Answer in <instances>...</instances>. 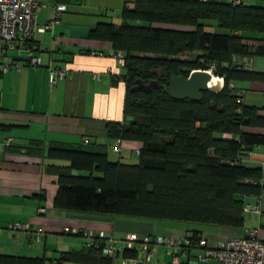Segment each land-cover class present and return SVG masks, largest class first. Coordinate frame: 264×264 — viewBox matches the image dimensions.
Returning a JSON list of instances; mask_svg holds the SVG:
<instances>
[{
  "label": "trees",
  "instance_id": "obj_1",
  "mask_svg": "<svg viewBox=\"0 0 264 264\" xmlns=\"http://www.w3.org/2000/svg\"><path fill=\"white\" fill-rule=\"evenodd\" d=\"M120 12L121 24L100 21L89 37L124 54L123 73L112 75L114 83L124 85L122 119L107 121L105 130L112 142L141 143L138 162L109 160L103 151L48 147L47 157L68 162L53 167V207L242 227L244 204L264 187L263 165L241 162L256 146H264V115L244 103L235 82L264 79V72L252 67L253 57L264 55V0H124ZM215 27L228 31L217 33ZM195 51L201 53L192 59L176 58ZM234 55L251 58V67L234 61ZM210 68L224 79L220 92L203 91L198 101L168 95L171 76ZM138 79L158 85L150 92L132 90ZM198 236L194 232L190 238ZM87 243L84 251L61 252L60 259L89 256L96 264L111 263L102 242ZM0 260L45 263L44 257L14 255Z\"/></svg>",
  "mask_w": 264,
  "mask_h": 264
},
{
  "label": "crops",
  "instance_id": "obj_2",
  "mask_svg": "<svg viewBox=\"0 0 264 264\" xmlns=\"http://www.w3.org/2000/svg\"><path fill=\"white\" fill-rule=\"evenodd\" d=\"M54 1L39 0L44 5L38 12L39 24L53 18ZM88 1L60 2L66 10L54 27L44 33L35 32L28 44L8 50L1 60L9 69L0 72V133L11 136L13 143H0V257H44V264H96L89 256L72 261L60 259V254L84 251L86 243L93 239L104 246L121 243L128 233L183 238L198 232L208 245H215L225 237H239L258 227L259 237L264 239V218L249 211H244L247 226L228 227L53 207L57 190L53 167L68 162L47 157L48 147L103 151L112 160L109 153H115L112 141L106 137L105 124L122 119L124 85L121 80L114 83L112 75L118 76L124 70L111 56L114 49L107 41L89 37L100 20L87 9ZM28 49L39 57V65L28 64ZM48 67L66 70L65 77L51 86ZM252 67L264 72V55L254 56ZM250 87L258 93L260 107L255 106L264 109V79L250 82ZM132 149L125 144L116 156L122 162L123 151L127 156ZM254 149L256 156L251 152L241 162L251 157L255 167H261L264 146ZM260 205L264 212L263 198ZM11 221L24 223L27 228L12 231L6 227ZM138 249L137 242L134 250H127V255L116 254L111 263L137 256ZM199 249L161 244L155 247L148 264H170L174 251L178 264H199ZM0 264L14 263L0 260ZM206 264L216 262L210 259Z\"/></svg>",
  "mask_w": 264,
  "mask_h": 264
},
{
  "label": "built area",
  "instance_id": "obj_3",
  "mask_svg": "<svg viewBox=\"0 0 264 264\" xmlns=\"http://www.w3.org/2000/svg\"><path fill=\"white\" fill-rule=\"evenodd\" d=\"M206 1V0H201ZM233 4H239L241 0H230ZM54 8V16L51 20L39 24L38 12L42 6L39 0H0V72H5L9 69L8 64L2 63V58L8 50L15 49L18 45H24L29 42L35 32L44 33L50 30L59 22L62 12L66 10V5L60 2L52 3ZM91 54L96 52L91 51ZM96 54L102 55L101 52ZM113 59L123 66L125 63L124 54L121 51H113L111 53ZM234 61H239L246 68L252 65L251 58L247 56H233ZM28 64L37 66L40 64L39 57L33 55L32 50L28 49ZM208 72H213L208 69ZM66 70L59 67H48V80L52 86L58 79L64 78ZM95 74V78H98ZM221 79L222 86L224 79L221 76H216ZM233 87V83H230ZM0 143L5 146H10L13 143V138L9 135L0 133ZM125 144L121 139H115L112 142V150L115 155L119 156ZM133 153L139 154L137 148L132 149ZM264 169V164H263ZM264 194V187L259 195L253 196L257 200L254 204L246 202L244 211L254 212L261 218H264L260 202ZM6 227L12 231L26 229L24 223L11 221L6 224ZM139 243L138 255L132 258L123 259L117 264H148L150 262L155 247L161 244L180 247H199L200 252L196 258L199 264H206L208 260H215L216 264H264V239L259 237V228H251L247 233L239 237H230L219 240L215 245H208L206 240L200 236L197 239H191L190 236L183 238H164L162 235L150 236L149 234L138 235L128 233L125 235L123 242H114L103 248V254L113 258L116 254L125 250H134L135 243ZM94 245L92 241L87 243ZM95 246H97L95 244ZM177 255L173 254L170 264H178ZM114 264V263H109Z\"/></svg>",
  "mask_w": 264,
  "mask_h": 264
},
{
  "label": "rangeland",
  "instance_id": "obj_4",
  "mask_svg": "<svg viewBox=\"0 0 264 264\" xmlns=\"http://www.w3.org/2000/svg\"><path fill=\"white\" fill-rule=\"evenodd\" d=\"M123 1L124 0H90V1H88L90 4H89V7H87V9L89 11H91V13H93L94 16L97 19H99L100 21H109V22H112L115 24H121L123 21V18H122L120 11H121ZM102 11H103V13H102ZM183 28H189V27H183ZM213 30L217 33H227V31H228L227 29L222 28V27H215V28H213ZM198 53H201V52L195 51L194 53H191V54H179L176 56V58H178V59H187V58L192 59ZM136 54H138L140 56H142V55L153 56V54H151V53L140 52V53H136ZM260 56L258 55V57H260ZM255 91L256 90H254L250 87V82L247 80H237V82H235V92L242 95V100L244 101V103H246V104L249 103L250 105L254 104V105H257L258 107H260L259 106L260 104H258V102L256 101V99L258 98V93ZM245 93H247L246 96H245ZM259 96H261V95H259ZM259 113L264 115V109L260 108ZM126 145L131 146V148H137L139 150V153H140L141 143L126 141ZM125 152H127V151H123V153H122L123 156L122 155L120 156V159L122 160V162L130 163V164H134V163L138 162V154L132 153L130 155L124 156ZM251 152H252L251 155L252 156L254 155V157H255L257 154L256 153L257 150L254 149ZM109 158L112 160L119 159V157H117L116 155H112L111 152L109 153ZM243 164L246 166L249 165L251 167H255V162L251 161V157H250V159L245 158ZM263 196H264V194H263ZM263 196H262V198L264 200ZM247 201L252 203V204L257 202V200H255L253 198H248ZM258 201L260 202V201H262V199L258 200ZM244 219H245V215H244ZM244 225L247 226L246 224H244ZM230 237H233V236H228L225 238H230Z\"/></svg>",
  "mask_w": 264,
  "mask_h": 264
},
{
  "label": "water",
  "instance_id": "obj_5",
  "mask_svg": "<svg viewBox=\"0 0 264 264\" xmlns=\"http://www.w3.org/2000/svg\"><path fill=\"white\" fill-rule=\"evenodd\" d=\"M157 85V80L144 83L138 79L131 89H142L145 92H150L152 87ZM221 90V79L216 77L213 72H208L204 69L192 70L187 77L173 75L169 78L167 84V93L173 99L198 101L201 99L203 91L218 93Z\"/></svg>",
  "mask_w": 264,
  "mask_h": 264
}]
</instances>
